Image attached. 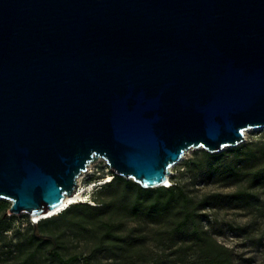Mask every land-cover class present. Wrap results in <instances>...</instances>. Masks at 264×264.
<instances>
[{
  "label": "water",
  "instance_id": "95a60500",
  "mask_svg": "<svg viewBox=\"0 0 264 264\" xmlns=\"http://www.w3.org/2000/svg\"><path fill=\"white\" fill-rule=\"evenodd\" d=\"M262 129L264 0H0L10 216L57 211L100 160L155 189Z\"/></svg>",
  "mask_w": 264,
  "mask_h": 264
},
{
  "label": "rangeland",
  "instance_id": "374dc122",
  "mask_svg": "<svg viewBox=\"0 0 264 264\" xmlns=\"http://www.w3.org/2000/svg\"><path fill=\"white\" fill-rule=\"evenodd\" d=\"M253 142L264 143V129L246 132L245 143ZM204 152H187L169 177L171 184L190 195L193 206L210 198L196 224L178 231L184 217L180 201L151 208L155 195L137 199V192L123 185L101 189L95 199L94 192L114 174L100 160L79 178L85 190L79 203L104 202L105 207L85 206L50 222L41 232L64 258L78 256L72 264H84L85 258L92 264H217L216 259L226 264H264V182L252 188L246 181L226 186L212 169H203L208 163ZM245 190L247 195H241ZM34 221L26 213L13 215L10 228L0 232V264H59L49 253L52 244L29 240V223Z\"/></svg>",
  "mask_w": 264,
  "mask_h": 264
},
{
  "label": "trees",
  "instance_id": "16d2710c",
  "mask_svg": "<svg viewBox=\"0 0 264 264\" xmlns=\"http://www.w3.org/2000/svg\"><path fill=\"white\" fill-rule=\"evenodd\" d=\"M208 159L203 169H212L213 173L217 175L218 180L226 186L239 185L242 182H249L250 187L261 185L264 182V143L253 142L243 143L235 148H228L221 153L211 154L204 152ZM202 169V167H200ZM202 169V170H203ZM123 185L125 189H133L137 192V199L141 195L148 197L155 195L154 201L151 203V208H156L159 205H169L174 201H180L182 211L184 213L183 219L179 222L177 230L181 231L188 227L191 223L196 224V218L200 212L205 210L210 204L209 197H203L195 206L194 200L185 191L182 186L177 183H172L170 186H161L156 189H143L140 185L132 180H126L116 174L112 175V179L104 184L103 188H99L94 192L96 194L101 189H114ZM245 191H241V195H247ZM137 201V200H136ZM138 203V202H136ZM89 202L80 204L76 202L69 205L65 210L53 215L48 219H41L37 223H29V240L32 243L43 245L46 243L52 244L49 253L59 264H72L78 261V256L64 258L62 254L55 249L54 241L46 239L45 235L41 232L45 225L58 218H66L72 213H77L87 206L94 210H102L105 207L104 202L93 204L90 206ZM10 205L4 200H0V232L7 231L10 228V222L13 216L8 215ZM5 223H7L5 225ZM195 233H199L195 228ZM217 264H226L223 260L216 259ZM84 264H92L89 258L84 259Z\"/></svg>",
  "mask_w": 264,
  "mask_h": 264
},
{
  "label": "bare ground",
  "instance_id": "6f19581e",
  "mask_svg": "<svg viewBox=\"0 0 264 264\" xmlns=\"http://www.w3.org/2000/svg\"><path fill=\"white\" fill-rule=\"evenodd\" d=\"M170 182V180L168 179V182L166 183V185H168ZM85 190H82L81 186H79V188L76 190L75 194L72 195V196H68L66 197L64 203H63V207L64 206H67L68 204L70 205L71 203L73 202H77L78 200H80V197L84 194ZM63 207H61L60 209H58L57 211H54L48 215H45L43 217H39V219H36V220H41V219H44V218H48V216L52 215V214H58L59 212H61ZM53 216V215H52Z\"/></svg>",
  "mask_w": 264,
  "mask_h": 264
},
{
  "label": "built area",
  "instance_id": "2783aa9c",
  "mask_svg": "<svg viewBox=\"0 0 264 264\" xmlns=\"http://www.w3.org/2000/svg\"><path fill=\"white\" fill-rule=\"evenodd\" d=\"M168 185L170 186V185H171V183H169ZM79 201H81V200H78L77 202H79Z\"/></svg>",
  "mask_w": 264,
  "mask_h": 264
}]
</instances>
